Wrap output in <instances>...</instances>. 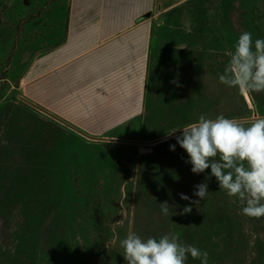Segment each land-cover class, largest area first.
Masks as SVG:
<instances>
[{"label": "rangeland", "instance_id": "rangeland-1", "mask_svg": "<svg viewBox=\"0 0 264 264\" xmlns=\"http://www.w3.org/2000/svg\"><path fill=\"white\" fill-rule=\"evenodd\" d=\"M70 3L0 2V264H126L119 241L129 232L142 240L177 233L208 251L209 264H264V217L244 216L215 177L191 213L174 215L189 205L179 194L198 199L194 186L210 176V168L192 173L174 137L154 145L92 139L20 97L45 107L47 90H58L51 80L46 88L53 78L74 104L86 103L75 107L87 127L66 120L94 136L133 140L159 138L201 114L263 116L264 92L242 95L219 75L241 33L264 39V0H156L143 21L149 45L139 65V109L111 127L91 119V110L102 115L111 100L93 102L81 93L90 88L59 78L41 60L66 39ZM132 84L135 97L140 88ZM165 201L178 206L168 216ZM185 264L200 261L189 256Z\"/></svg>", "mask_w": 264, "mask_h": 264}, {"label": "clouds", "instance_id": "clouds-1", "mask_svg": "<svg viewBox=\"0 0 264 264\" xmlns=\"http://www.w3.org/2000/svg\"><path fill=\"white\" fill-rule=\"evenodd\" d=\"M219 81L242 95L264 92V39L253 41L251 32L241 33ZM176 133V144L187 153L189 159L185 162L192 165V173L201 174L210 168V176L194 186L193 195L198 199L179 194L189 205L178 213L174 211L177 205L160 203L162 215L168 216L170 210L174 215L191 213L192 205L199 204L209 192L207 180L215 177L219 189L242 206L244 216L264 217V117L247 121L223 114L211 119L201 114L198 121L167 135ZM176 144L170 145L171 151H175ZM119 245L126 264H185L189 256L200 264H209L208 251L180 242L177 233L142 240L129 232Z\"/></svg>", "mask_w": 264, "mask_h": 264}, {"label": "crops", "instance_id": "crops-1", "mask_svg": "<svg viewBox=\"0 0 264 264\" xmlns=\"http://www.w3.org/2000/svg\"><path fill=\"white\" fill-rule=\"evenodd\" d=\"M2 1L4 0H0ZM155 5L156 0H71L66 39L57 51L51 50L41 59L46 70L53 69V74L56 73L59 78L66 77L72 85L90 88L81 93L90 92L88 99L92 98L93 102L99 99L102 103L111 100L109 105L113 106L102 115L96 109L91 110V119L97 122L102 120L99 124H121L134 117L137 111H133L135 105L139 109L137 99L141 96L142 87V68L139 65L141 59L144 60L149 45V30L146 21H143L151 14ZM125 53L129 55L128 58H124ZM38 64L41 61H36V68ZM92 77L94 80L90 79ZM49 80L54 82L52 86L58 90L55 95L52 91L49 95L47 90L45 108L65 120L87 127L88 124H80L82 115L77 113L78 109L75 107H86V103L74 104L71 94L67 95L69 92L66 88L67 94L64 92L65 85L56 84L53 78L46 81V88H49ZM132 81L140 88L135 97L132 92L137 91H132ZM121 88L126 93H122ZM52 98H58L59 101L54 103ZM120 103L123 105L118 108ZM110 121L114 123L111 124Z\"/></svg>", "mask_w": 264, "mask_h": 264}, {"label": "water", "instance_id": "water-1", "mask_svg": "<svg viewBox=\"0 0 264 264\" xmlns=\"http://www.w3.org/2000/svg\"><path fill=\"white\" fill-rule=\"evenodd\" d=\"M20 97L27 103L31 104L32 106L36 107L37 109H39L40 111L50 115L51 117L55 118L56 120L62 122L63 124L71 127L72 129L78 131L79 133L92 138V139H96V140H104V141H115V142H123V143H138V144H143V145H154L163 141H166L170 138H173L175 135H178L179 133L174 134L172 137H169L167 134L164 136H161L159 138L153 139V140H133V139H124V138H118V137H107V136H94L91 135L89 133H87L86 131L82 130L81 128L75 126L74 124L70 123L69 121L63 119L62 117L56 115L55 113L49 111L48 109H46L45 107L41 106L40 104L36 103L35 101L31 100L30 98L24 96V95H20ZM257 117H264L263 116H251V117H244V118H239L240 120H247L250 121L254 118ZM151 148H141V151L147 152V151H151Z\"/></svg>", "mask_w": 264, "mask_h": 264}]
</instances>
